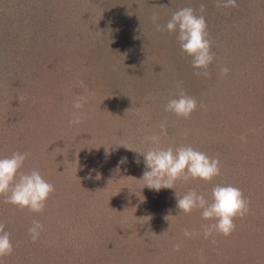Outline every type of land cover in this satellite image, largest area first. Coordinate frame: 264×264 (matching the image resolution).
Returning a JSON list of instances; mask_svg holds the SVG:
<instances>
[{
    "label": "rangeland",
    "instance_id": "rangeland-1",
    "mask_svg": "<svg viewBox=\"0 0 264 264\" xmlns=\"http://www.w3.org/2000/svg\"><path fill=\"white\" fill-rule=\"evenodd\" d=\"M43 1L0 0V158L29 153L24 170H39L55 187L40 214L20 211L0 197V223L14 245L2 264H153L160 255H167V264H190V254L175 252L171 242L169 255L164 246L160 253L152 249L174 235L163 220L169 216V225L182 224V236L185 229L201 232L211 221L203 220L200 210L155 212L151 209L158 204L138 194L129 197L132 178L145 188L144 163L143 156L122 145L147 151L151 144L142 143L147 135L159 136L160 147L191 145L221 162V175L212 182L178 181L170 197L196 190L211 202L214 185L231 184L250 201L249 214L236 219L230 237L216 235V245L203 235L184 237L200 249L194 251L197 264H205L204 257L212 264H264V155L260 165L250 162L264 148V0H242L230 8H217L216 0L115 1L111 18L118 24L113 25L118 35L130 37L128 45L121 39L118 44L88 39L89 28L92 34L100 29L96 11L102 14L103 5L95 10L66 0L62 11L37 23L35 16H49ZM201 3L215 54L209 78L193 75L176 34L156 31L151 19L155 14L163 26L173 12L184 7L198 12ZM224 66L230 69L227 76L220 75ZM178 82L198 102L190 120L164 110ZM76 96L87 97L82 109L87 118L70 126ZM111 195L113 200L107 198ZM140 211L158 215L149 238L143 227L145 239L137 241L140 226L134 225L129 240L115 241L116 230H125ZM33 219L44 226L35 243L27 232ZM139 253L148 255V262L138 261Z\"/></svg>",
    "mask_w": 264,
    "mask_h": 264
},
{
    "label": "clouds",
    "instance_id": "clouds-1",
    "mask_svg": "<svg viewBox=\"0 0 264 264\" xmlns=\"http://www.w3.org/2000/svg\"><path fill=\"white\" fill-rule=\"evenodd\" d=\"M215 6L217 8L238 7L236 0H216ZM198 12L191 7L181 8L173 12L163 26L156 23L158 17L155 14L151 19L156 31L176 34L181 51L191 58L193 75L209 78L211 76L209 69L215 60V54L212 51L213 41L210 39L204 15L206 5L201 3ZM219 71L221 76H227L230 69L224 66L220 67ZM79 86L85 87L82 80L79 81ZM175 87L177 93L175 97L168 100L164 110L178 118L190 120L198 109V102L183 90L182 82H178ZM86 102L87 97L76 96L73 101L75 111L68 122L70 126L79 125L87 118L86 112L82 111ZM163 127L162 124L161 128ZM188 134V131L183 133L184 136ZM142 143H149L151 147L147 151H140L130 149L127 145L122 146L143 156L144 172L141 180L145 182L144 187L151 190L156 192L161 189L176 190L178 181L187 183L189 180H199L210 183L221 175L222 165L219 158L210 157L191 145L163 148L159 146L160 138L156 135L145 136ZM29 155L27 152L17 151L10 156L0 158V197L4 198L5 203L11 204L20 211L27 210L30 213L40 214L44 212L55 187L42 176L39 170H24ZM126 159V157L122 158L121 163H124ZM136 163H140L139 158L136 159ZM176 207L179 210L178 215L200 210L202 219L211 221L201 226V232H190L185 229L184 236L194 238L203 235L204 239H210V243L216 245L218 243L216 235L230 237L236 230V219H243L249 214L250 201L245 198L240 188L231 184H216L212 187L211 202L205 198L204 194L189 190L183 196H179L176 192ZM168 217L165 219L168 220ZM43 228L39 220L31 221L27 232L33 243L40 239ZM180 247L181 244L177 243L174 245V250L178 252ZM13 252L11 233L5 230L4 223H0V264ZM201 260L203 261V257Z\"/></svg>",
    "mask_w": 264,
    "mask_h": 264
},
{
    "label": "trees",
    "instance_id": "trees-1",
    "mask_svg": "<svg viewBox=\"0 0 264 264\" xmlns=\"http://www.w3.org/2000/svg\"><path fill=\"white\" fill-rule=\"evenodd\" d=\"M14 1H16V0H14ZM63 1H66V0H45V1H43V3H44V6H45V12H46V10H47V13L49 14V16H43V17H45L44 19H41V18H39V19H37L36 18V16H35V19H36V22L38 23V22H41V23H44L42 20H46L47 19V17H50V16H54V13H55V11L54 10H56V9H60L61 11L63 10L61 7H62V5H61V3L63 2ZM82 3H85V4H89V5H92L94 8H95V10H96V5L98 6V4H101V5H103V7H102V14H101V12L99 13L98 11H96V14L98 15V16H100V22L98 23V28H100L99 29V31H98V29H96V32L95 33H93L92 34V31H91V29L89 28L88 30H90L89 31V33H88V39L90 40V41H93V39H95L96 40V42L98 41V42H101V41H114V40H116L115 42L118 44L120 41H119V39H121L122 41H124V42H122L123 44H126V45H128L129 43L131 44V42H132V40L130 39V37L129 36H127V35H125V36H123L122 37V35H118L117 33L119 32H117V29L114 27V25L113 24H118L116 21H113V18H111L112 16H114V14H115V10L118 8V7H115V6H113L112 4L116 1V3H117V1H119V0H80ZM238 2H237V4H239V1H242V0H237ZM246 1V0H245ZM248 1V0H247ZM64 3V2H63ZM142 6H146L147 7V4H146V2H144V4L143 5H141V7ZM244 7V6H243ZM47 8V9H46ZM142 9H145V11H146V9L147 8H143L142 7ZM240 10V12H242V13H245V11L247 10V6L246 7H244V10L243 9H241V8H238L237 9V11H239ZM57 13V12H56ZM60 13H62V12H60ZM219 15V13L217 14V16ZM107 16H110V17H107ZM105 17V18H104ZM102 19H105V20H102ZM249 21V20H248ZM119 24H121L120 22H119ZM257 26V25H256ZM255 26V27H256ZM254 27V28H255ZM44 32H46V30L44 31ZM254 32V31H253ZM245 33H246V31H245ZM255 33V32H254ZM1 34V33H0ZM248 34V33H247ZM121 43V42H120ZM242 45V44H241ZM241 47V46H240ZM116 68H118V64L115 66ZM246 140V139H245ZM263 140H264V138H263ZM264 146V145H263ZM215 153H218L219 154V150H215L214 151ZM262 155H264V148L261 150V151H259V153H257V154H255L253 157L254 158H252V160L250 161L251 162V164L253 165V164H255V165H260V161H261V156ZM247 159H250L249 157L247 158ZM130 174H132V176H134V172H133V170H131V173ZM136 179H138V178H136ZM135 178H132L131 179V181H132V184H131V186H130V191L131 192H134V194H132V195H129V197H131L132 199L133 198H135L136 197V195L138 194L139 195V198L138 199H140V198H145V199H147L148 201H149V204H158V208L157 209H151V210H156L155 212H157V210H159V212H171L173 215H174V212H177V211H179L178 209H177V207H176V199H174L173 197H170V196H172V191H171V189H161L159 192H155L154 193V191H152L151 189H149L148 187H145V188H143V189H141V187L140 186H136V184L135 183H137L138 181L136 180ZM137 181V182H136ZM133 182H135V183H133ZM145 185H143V187H144ZM127 188V187H126ZM123 191H125V190H123ZM143 192H144V194H143ZM106 194V193H105ZM143 194V195H142ZM106 196H109V195H106ZM118 196V195H117ZM135 196V197H134ZM107 198H111L112 200H113V198H112V195H111V197H107ZM137 198V197H136ZM257 198H259V196L257 197ZM111 199H107V203L110 205L111 203H112V200ZM137 201V200H136ZM132 201L131 200H128V203H129V205H131L130 203H131ZM141 202H143V201H141ZM126 205V204H125ZM128 205V204H127ZM132 206V205H131ZM135 208V207H134ZM148 210V209H147ZM142 213H144L143 212V210H142ZM148 213H150V212H148ZM147 213V215L145 214V215H141V211H140V213H139V217H137V218H139L138 220H137V218L136 217H132V218H130L129 220L130 221H132V219H133V221L132 222H126L127 224H128V227L124 230V229H122V232H117V230H116V234H114L113 235V237L115 236V241L117 240H125L126 239V237H127V240H129V234L128 233H130L131 231H132V229H133V226L135 225V227L137 226V227H139L140 226V230H139V232H137V233H139V235L137 236V241L138 240H140V238H143V239H145L144 238V231H143V227L145 228V231H147V237L149 236V231L151 230V227L153 226V225H155L156 223H158V215H153L152 213H151V215L150 216H148L149 214ZM154 213V212H153ZM172 215V216H173ZM130 216V215H129ZM147 216V217H146ZM164 218V217H163ZM163 224H164V229H166L167 230V232H169V234L171 233V232H174V235H172L171 236V238L170 239H167V236H168V234H167V236H165V238H163L162 239V241L164 242L161 246H152L153 248L152 249H156V251H158V253H160L161 252V250H162V246H164V247H166V248H168V251H167V253H168V255H169V251H170V249L172 248L171 246H169V245H172L171 243H173L174 245L175 244H177V243H180L181 244V247H180V251H183L182 252V255H185L186 253H189L190 254V257H192L191 258V261H190V264H197V262H196V260L194 259V256H195V254H194V251L195 252H199L200 251V249L198 250V249H194V246H193V243H192V241H188V238H184V237H186V236H182L181 235V231H182V227H180V226H182V224H179V225H176V226H171L170 227V223H166V219H164L163 220ZM159 224V223H158ZM160 227H161V224H160ZM160 227H159V231H160ZM170 227V228H169ZM179 228V229H178ZM178 229V230H177ZM176 230L178 231V232H176ZM143 231V232H142ZM242 232H248L249 233V231L248 230H246V229H243V231ZM162 236V235H161ZM123 237V238H122ZM149 238V237H148ZM162 238V237H161ZM169 240H171V241H169ZM197 240H199V241H201L200 239H198L197 238ZM238 241H240V240H238ZM171 242V243H170ZM241 242V241H240ZM130 247L133 249H137L136 247H134L133 245H132V243L130 242ZM110 248V247H109ZM242 249H243V247L241 246L240 248H239V251H242ZM173 250V249H172ZM175 252H177V251H175ZM174 251H173V253H175ZM179 252V251H178ZM139 256L138 257H136L137 259H138V261L139 260H142V261H146V262H148V255H146V254H144V255H142L141 253H139L138 254ZM166 256L167 255H160V257L158 256V259H156L155 258V261L153 262V264H164L163 262L164 261H166V263L165 264H167V261H168V257L166 258ZM177 259V258H176ZM178 260V259H177ZM207 260L209 261V262H207ZM179 261V260H178ZM170 262V261H169ZM204 262H205V264L206 263H208V264H212L211 263V261L207 258V257H204ZM180 263H186V264H189V263H187L186 261H180ZM171 264V263H170Z\"/></svg>",
    "mask_w": 264,
    "mask_h": 264
}]
</instances>
